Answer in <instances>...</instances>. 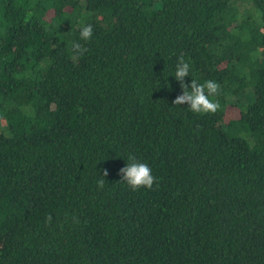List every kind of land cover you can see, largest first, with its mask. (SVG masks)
Returning <instances> with one entry per match:
<instances>
[{"label": "trees", "instance_id": "16d2710c", "mask_svg": "<svg viewBox=\"0 0 264 264\" xmlns=\"http://www.w3.org/2000/svg\"><path fill=\"white\" fill-rule=\"evenodd\" d=\"M0 264H264V0H0Z\"/></svg>", "mask_w": 264, "mask_h": 264}, {"label": "clouds", "instance_id": "9594fccd", "mask_svg": "<svg viewBox=\"0 0 264 264\" xmlns=\"http://www.w3.org/2000/svg\"><path fill=\"white\" fill-rule=\"evenodd\" d=\"M93 36V26L91 24L83 25L80 29V39L89 41ZM89 49L79 42H71V52L74 58L79 59ZM190 65L186 62L183 55L178 57L175 66V79L179 82L182 90L172 101L173 105L187 104L193 113L208 114L216 113L220 109L219 100L216 97L220 94V84L215 80H205L199 83L192 79L190 84L184 82V78L189 76ZM108 171H103V177L108 176ZM121 181L127 183L132 190H138L141 187L151 190L154 183H158L156 177L152 174V169L143 162L136 160L134 156L128 157L126 166L119 169ZM105 185L103 178L97 181L98 188L102 189ZM46 221L51 223V216L46 217Z\"/></svg>", "mask_w": 264, "mask_h": 264}]
</instances>
